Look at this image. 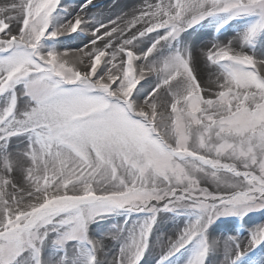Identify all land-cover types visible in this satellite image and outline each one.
<instances>
[{
  "label": "snow or ice",
  "instance_id": "6c2138e0",
  "mask_svg": "<svg viewBox=\"0 0 264 264\" xmlns=\"http://www.w3.org/2000/svg\"><path fill=\"white\" fill-rule=\"evenodd\" d=\"M90 5H0V264H141L154 246L156 264H243L264 224L209 229L264 212V0ZM113 216L109 256L90 227Z\"/></svg>",
  "mask_w": 264,
  "mask_h": 264
},
{
  "label": "rangeland",
  "instance_id": "374dc122",
  "mask_svg": "<svg viewBox=\"0 0 264 264\" xmlns=\"http://www.w3.org/2000/svg\"><path fill=\"white\" fill-rule=\"evenodd\" d=\"M99 1H102V2L98 3ZM7 2H9V0H0V5H3ZM83 2L84 0H64V3L72 5L73 9L75 8L76 5H79ZM134 2L135 4H138L140 0L138 1L135 0ZM119 3L120 2H118V0H94L95 7L90 5L89 9L86 11H88L89 14L92 16L108 17L115 13H118L121 7L123 6L121 4H125L124 2H121V4ZM129 9H131L130 6L127 8H124V11H127ZM242 23H243L242 21L233 22L232 25L227 26L226 29L223 30L224 37H221V39L223 40L225 37L231 38L232 36H234L238 26L241 25ZM198 33L200 36L204 38L202 41H200L199 47L204 48V49H207L208 47H210L209 40L212 37L217 36V34L214 32L211 26L204 28V29H199ZM63 39L70 40L71 38L65 37ZM200 74H199V78L202 82V86H204L205 82H207L209 78V70L205 69L202 65ZM164 215L168 216V214H164ZM136 219L137 217L133 216L132 221H130V223L134 222ZM123 220H124L123 216H113L108 219L101 220L98 223L92 224L90 227V233L93 235L94 238L103 239V242L106 245V251H108L109 256L115 255L117 248H118V244L115 241H112L110 237H108L105 234L109 232V230L112 229V226L114 224L118 225L122 223ZM182 223H183V218L165 219L164 224L162 225L163 235L164 236L172 235L176 231V225L182 224ZM260 224H264V212H254L244 217L243 220H239L234 217L221 218L220 220H217L215 224L212 225L209 231L211 235L215 238L224 239L229 236L240 235L241 238L243 239V238H246L247 231L249 229L257 225H260ZM159 235H161V233L156 234V236H159ZM51 255H52V250L46 249L45 258L47 259ZM253 257L255 258L264 257V245L256 249L254 252L249 253V256L246 257L245 260L243 261V264H249L250 258H253ZM157 259H158V249L154 246L149 253L145 254V257L141 261V264H156ZM222 259H223V255L222 253H219L211 258V264H223ZM174 264H182V258L176 257L174 259Z\"/></svg>",
  "mask_w": 264,
  "mask_h": 264
},
{
  "label": "bare ground",
  "instance_id": "6f19581e",
  "mask_svg": "<svg viewBox=\"0 0 264 264\" xmlns=\"http://www.w3.org/2000/svg\"><path fill=\"white\" fill-rule=\"evenodd\" d=\"M135 0H118V2H120L119 4H121V2H124L125 4H121L123 6L127 5V6H133L135 4L134 2ZM138 1V0H137ZM102 1H99L98 3H101ZM109 5V4H108ZM128 12L131 11V9L127 10ZM200 73H201V69H200ZM199 73V74H200ZM201 75V74H200Z\"/></svg>",
  "mask_w": 264,
  "mask_h": 264
},
{
  "label": "flooded vegetation",
  "instance_id": "af4514ba",
  "mask_svg": "<svg viewBox=\"0 0 264 264\" xmlns=\"http://www.w3.org/2000/svg\"><path fill=\"white\" fill-rule=\"evenodd\" d=\"M112 221V220H111Z\"/></svg>",
  "mask_w": 264,
  "mask_h": 264
}]
</instances>
